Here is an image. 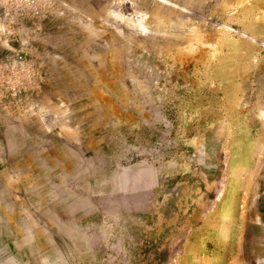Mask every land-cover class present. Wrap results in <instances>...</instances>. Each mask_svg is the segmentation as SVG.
Here are the masks:
<instances>
[{
  "label": "rangeland",
  "instance_id": "1",
  "mask_svg": "<svg viewBox=\"0 0 264 264\" xmlns=\"http://www.w3.org/2000/svg\"><path fill=\"white\" fill-rule=\"evenodd\" d=\"M0 264H264V0H0Z\"/></svg>",
  "mask_w": 264,
  "mask_h": 264
}]
</instances>
